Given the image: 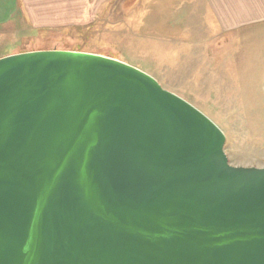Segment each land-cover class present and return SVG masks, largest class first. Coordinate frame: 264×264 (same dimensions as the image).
<instances>
[{"label": "water", "instance_id": "95a60500", "mask_svg": "<svg viewBox=\"0 0 264 264\" xmlns=\"http://www.w3.org/2000/svg\"><path fill=\"white\" fill-rule=\"evenodd\" d=\"M108 55L0 57V264H264V167Z\"/></svg>", "mask_w": 264, "mask_h": 264}, {"label": "rangeland", "instance_id": "374dc122", "mask_svg": "<svg viewBox=\"0 0 264 264\" xmlns=\"http://www.w3.org/2000/svg\"><path fill=\"white\" fill-rule=\"evenodd\" d=\"M165 2L151 0L148 13L144 0H111L89 26L8 23L0 27V57L58 49L119 59L209 117L225 135L230 165L264 167V27L201 30L197 15L161 14Z\"/></svg>", "mask_w": 264, "mask_h": 264}, {"label": "crops", "instance_id": "0c3cea01", "mask_svg": "<svg viewBox=\"0 0 264 264\" xmlns=\"http://www.w3.org/2000/svg\"><path fill=\"white\" fill-rule=\"evenodd\" d=\"M109 1L111 0H0V27L12 22L27 24V27L35 30L89 26L99 9ZM165 1L161 14L197 15L199 23L195 24V28L199 27L201 30L212 29L222 34L264 27V0ZM150 2L151 0H144L145 8L148 4V13H152L153 3L151 6ZM130 8L131 6L128 9ZM178 36H183V31ZM192 38L195 39L194 36Z\"/></svg>", "mask_w": 264, "mask_h": 264}]
</instances>
